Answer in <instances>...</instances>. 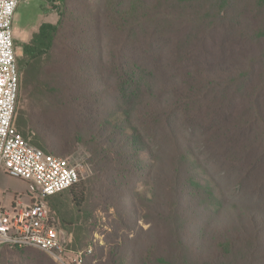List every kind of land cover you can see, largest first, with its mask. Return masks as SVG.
<instances>
[{
  "label": "trees",
  "instance_id": "trees-1",
  "mask_svg": "<svg viewBox=\"0 0 264 264\" xmlns=\"http://www.w3.org/2000/svg\"><path fill=\"white\" fill-rule=\"evenodd\" d=\"M48 1L56 9L58 22L40 24L21 45L20 69L44 89L56 114V119L42 115L30 120L37 148L47 142L45 133L59 132L54 140L59 158L69 156L80 142L89 150L87 161L94 171L90 182L94 196L88 207L91 227L77 228L71 246L73 250L92 248L82 264H264V112L259 107V93H264V0H174L170 11L164 12L143 0ZM158 33L176 48V60L190 59L197 51L211 52L205 41L216 37L223 46L247 42L250 62L231 70L198 68L196 75L181 78V89L157 91L146 75L149 67L142 63V55L147 58L149 52L138 45L144 43L142 38ZM172 80L170 84L178 82ZM220 85H235V95L254 98V107H246L256 110L253 123L235 122L222 130L210 122L209 110L203 114L209 108V96ZM114 96L124 102L137 101L136 109L119 108L131 127L113 122ZM172 96L175 100L169 101ZM105 101L110 104L108 110ZM175 112L188 127L207 130L195 147L181 138L171 120ZM58 118L63 127L56 124ZM150 127L156 140L171 144L172 152L161 158L148 150L152 161L146 168L134 153L149 148L141 132L151 137ZM233 129L247 134L233 142L227 138ZM253 131L259 144L255 155L249 151L256 142ZM197 147L217 158L223 180L230 178L227 168L238 167L242 172L236 184L226 181L223 187L213 186L212 175H194L188 166ZM135 182L144 187L151 183L150 196L147 191L138 194ZM131 190H136V199ZM70 197L78 209L88 202L84 191L72 192ZM100 211L113 218L107 222L109 234L103 246L88 242L98 225L95 213ZM50 217L61 232H72L60 229ZM85 231H90L88 237L82 236ZM34 257L40 264H54L42 255Z\"/></svg>",
  "mask_w": 264,
  "mask_h": 264
},
{
  "label": "rangeland",
  "instance_id": "rangeland-1",
  "mask_svg": "<svg viewBox=\"0 0 264 264\" xmlns=\"http://www.w3.org/2000/svg\"><path fill=\"white\" fill-rule=\"evenodd\" d=\"M143 1L147 2L150 6H156L157 9H159V12H164V10L170 11V8H172L175 4L174 0ZM57 22L58 16L56 14V9L48 0H25L20 2L16 8L13 29L16 47V58L20 76V91L16 107L15 124L19 133L21 135L24 134V138H27L28 141L34 146L36 145L34 144L32 137L35 134L31 133L32 129L30 120L33 118L35 121L36 117H42V115H44L47 120H51L54 117L56 119V114L55 110L52 107L51 101L46 97V92L44 91V89L37 87L33 78H30V75H24L22 69H20V60L22 59L21 45L29 41L32 31L36 30L40 24H56ZM101 24H103V22H101ZM149 26H152V24H149ZM101 30L102 32H105V29L101 28ZM102 39L105 40V37H102ZM141 41H144V43L138 45L139 49H144V52H149V56L147 58L142 55V63L149 67L146 75L152 82L151 86L157 91L169 89L174 90L177 88L181 89L182 84H179L181 78L190 77V73L192 75H196V73H194V70L198 68L206 69L216 67H229V69L231 70L238 64L245 66L250 62L248 59L249 53L246 47L247 42L237 44L228 43V46H223L220 38L210 37L205 41L204 46L211 50V52L201 53L197 51L192 54V57L190 59L185 58L176 60V48L170 46V42L167 41L164 35H160L158 33L154 37V35L152 34V37L148 36L147 38H142ZM148 41H150V44H146ZM104 45L106 49L107 44ZM146 59H148V61ZM185 67L189 68L190 71L187 72ZM249 73L255 74V71L252 72L250 69ZM166 76L168 77V79L164 80V77ZM172 79H175L178 82L170 84V81H173ZM219 82L225 83L226 79H219ZM220 86L221 87L219 89L215 90L213 94L209 96V108L204 109L203 111V114H205V112L209 110L208 118L210 122L215 126H222V130H229V126L234 124L235 122H252L251 117L253 112L256 110L255 108L251 110L249 108L246 109V107H254V98H243L235 95V85H231L229 87L223 85ZM259 94H261L259 97V107H261V110H263L262 112H264V93L262 91ZM168 99L169 101H173L175 100V96H172L171 98L168 97ZM112 102L114 109L117 110V112L114 110L110 112L116 113L112 118L113 122L121 124L122 126H125L127 128L131 127L130 121L124 118L122 113L119 111V108H129L130 110L136 109L137 101H135V98L128 99L127 102H124V100L120 97L114 96ZM104 108L107 110L108 108H110V104L108 101L104 102ZM213 114H216V116ZM173 118L174 119L171 120L174 124L177 125L179 129L178 132L182 133L183 137L181 138H183V141H189V143L193 147L196 146V142L201 137V134L205 135V133L207 132L206 129L198 131L193 125H190V127H188V125H185L179 112H175ZM207 122L209 123V121ZM56 124L60 127H63L64 125V123L59 118ZM137 126H139V124H137ZM143 126L146 128L148 125L144 124ZM182 130H184L185 134L182 132ZM241 134H244V136H246L247 133L243 131ZM241 134L236 129H233L230 133L227 134V138L234 142L236 140H241V138L238 137ZM45 135L47 138V142L45 144L41 143V147L39 148H41V150H43L44 152L54 154L55 157L57 156L59 158V145L56 141H54L57 139V137L59 138V132L57 133V135H53V133L47 132L45 133ZM141 135L147 142L149 148L146 150V152H138L136 150L134 156L146 168L152 161V159H150L149 155L147 154L148 150H152L154 154H157L161 158L165 157V153L172 152L171 144L169 146L168 144L163 143L161 139L156 140V138L154 137L156 135V132H153V129L151 127L149 135L155 140H153L151 137H148L143 132H141ZM251 136L252 138H254V140H256L255 131L252 132ZM156 142L164 145L163 148L159 147ZM42 145L44 146V148ZM195 150V153H197V155L199 156L196 157L197 155H194V158L191 159L188 166L190 171L194 175H199L200 173H202L204 178L205 175L207 176V178H209L208 175H212V178H210L209 181L213 186L216 183H220L223 187L224 182L226 181H229L231 185L236 184L235 178L237 177L238 172L239 174L242 172L238 167L236 168L235 166H230L229 168H227L226 172L229 171L228 176L230 178L228 180H223L222 175H225L221 172L222 168L220 163H218L217 158L209 157L206 153V150L204 154L201 151L204 149H200L199 147H197ZM88 151V147L80 142L76 144V147L69 156H67L66 158H61L67 162L68 166L76 168L80 176V180L72 190L44 200L51 213L50 215L57 221L60 229L62 228L67 232L72 231L71 233L73 235L76 234L77 228L90 229L91 227V221L88 220V217H90L88 207L90 206V201L93 200L94 196V190L92 189V187H90V182H92V178L94 177V171L93 167L87 161L90 156ZM249 151L251 155L259 153V144L257 140L250 145ZM243 166L245 167L244 169H248L247 163H245ZM196 179L198 180V178ZM133 186V188L137 190L138 194L147 191L149 196L151 194V189L153 188V186L151 187V183L149 187H144L143 184H139L136 182ZM233 189V192L237 191L235 186ZM136 190H131L130 193L132 195V198L134 199H136ZM83 191L84 194L88 196V202L85 204L84 208L78 209L72 202L70 194L72 192H77L79 194ZM39 192L40 188L35 183L12 178L7 176L3 171L0 172V205L5 210H11L12 205L16 202H21L23 205L31 204V197L38 194ZM237 193L238 192H236L234 195H237ZM95 216L98 217V225L97 228H93L94 231L92 233V237L88 239V242H92V244L94 243V245L99 242V246H103L107 241V235L109 234V230L106 229L107 222H112L113 218L110 215L107 216V214H104L102 211L96 212ZM99 224L102 226H100ZM89 232L90 231H85L84 233L81 232V234L82 236L88 237L87 234ZM77 250H82L83 258L92 253L91 247L87 249L81 248ZM35 255H42L47 261L57 264L49 256L35 249L17 250L11 249L9 247L0 248V264H40L42 261L35 258Z\"/></svg>",
  "mask_w": 264,
  "mask_h": 264
},
{
  "label": "built area",
  "instance_id": "built-area-1",
  "mask_svg": "<svg viewBox=\"0 0 264 264\" xmlns=\"http://www.w3.org/2000/svg\"><path fill=\"white\" fill-rule=\"evenodd\" d=\"M25 0H0V172L35 183L40 192L31 204L16 202L11 210L0 205V248H32L57 264H82V251L73 250V234L53 223L44 200L75 187L80 176L66 161L33 146L15 127L20 76L13 22Z\"/></svg>",
  "mask_w": 264,
  "mask_h": 264
},
{
  "label": "crops",
  "instance_id": "crops-1",
  "mask_svg": "<svg viewBox=\"0 0 264 264\" xmlns=\"http://www.w3.org/2000/svg\"><path fill=\"white\" fill-rule=\"evenodd\" d=\"M33 31H35V30H33ZM33 31H32V32H33ZM28 33H30V32H28Z\"/></svg>",
  "mask_w": 264,
  "mask_h": 264
}]
</instances>
